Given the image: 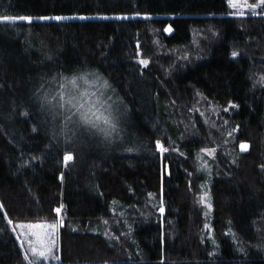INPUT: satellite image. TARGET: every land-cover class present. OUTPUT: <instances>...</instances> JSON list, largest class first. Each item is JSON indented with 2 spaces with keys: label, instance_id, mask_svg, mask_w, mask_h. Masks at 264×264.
<instances>
[{
  "label": "trees",
  "instance_id": "16d2710c",
  "mask_svg": "<svg viewBox=\"0 0 264 264\" xmlns=\"http://www.w3.org/2000/svg\"><path fill=\"white\" fill-rule=\"evenodd\" d=\"M5 15L94 19L0 23V264H25L9 220H63L55 264H264V15L227 0H0ZM192 41L201 51L171 71L167 52ZM198 96L216 108L206 138L224 142L209 229L205 136L177 110Z\"/></svg>",
  "mask_w": 264,
  "mask_h": 264
},
{
  "label": "rangeland",
  "instance_id": "374dc122",
  "mask_svg": "<svg viewBox=\"0 0 264 264\" xmlns=\"http://www.w3.org/2000/svg\"><path fill=\"white\" fill-rule=\"evenodd\" d=\"M258 0H246V3H243V6L240 4L237 5L236 8L230 7L228 4V8L230 13H235L237 11L243 12V15H236V16H244L248 14H253V15H264L263 9L260 10L261 7L263 6H258L254 10H250L248 5L252 4H257ZM261 11L260 13H258ZM255 13V14H254ZM235 15V14H231ZM55 16H63L67 17V19L60 20V21H85V20H91L94 18H90V16H83V15H51L47 17H55ZM39 17L41 16H36L32 17L33 20L32 22H44V21H51V22H60L54 19H49V20H40ZM80 17H86L84 19H81ZM3 23V22H0ZM17 23H26V22H17ZM198 34V31H196V35ZM205 33L201 32L199 36H203L205 38ZM206 41L207 38H205ZM202 44H199L198 41H192L191 44L187 45L186 47L182 48H174L171 51L167 52V58L168 62L171 64V71L174 70L177 66H179L180 62H185L189 61L190 54L194 53L198 50L201 51ZM192 59H196L195 56L192 57ZM74 107H77L76 103H73ZM178 110V115L186 120V126L193 124V128L198 127L199 130L204 134L205 136V131L214 124V115L216 113V108H214L210 103H207L203 101L201 97L198 96L197 99H194V102L186 107L185 110L182 113H179L181 109L177 108ZM51 117V115H49ZM183 126H184V121H183ZM220 144V145H219ZM219 146H222L224 148V142L223 144L220 142L216 146L212 147L208 141V137L206 138L205 136V144L204 146L200 149H197L195 152V157H196V163L197 167L200 170H203L205 172V178L199 183V189L201 190L199 198L202 201L203 205V210H202V215L204 219V229H209L210 228V221H211V207H208L210 204V200L208 199V189H209V179H210V171L212 169V162H216L214 153L217 151V148ZM168 151L170 152H178L181 150H176V144L173 140L168 141V146H166ZM160 152V151H159ZM34 224H44L46 227L45 229H33L28 227V225H34ZM52 224H57L59 225L58 222H50V221H36V222H12L9 224V227L11 228L13 234L15 235V238L17 239L18 244L20 245V251H21V256L24 258L25 252L28 253L29 259H35L32 256L31 249L29 246L28 241H36V237L32 235L33 231L37 233H41L43 235L44 232L49 231L47 228L48 225ZM21 225H24V227H21ZM117 227L119 230H122V225L118 223H113L112 225H109L110 227ZM58 228L60 226H57L55 228V246L52 248L51 253L47 255V257L42 258L39 260V264H55L58 260ZM105 234L108 239H111V235H108V229H105ZM46 243V240H45ZM23 244V247L21 245ZM25 264H28V261L25 260Z\"/></svg>",
  "mask_w": 264,
  "mask_h": 264
},
{
  "label": "snow or ice",
  "instance_id": "6c2138e0",
  "mask_svg": "<svg viewBox=\"0 0 264 264\" xmlns=\"http://www.w3.org/2000/svg\"><path fill=\"white\" fill-rule=\"evenodd\" d=\"M243 3H246V0H227V4L232 8H236L238 4L243 6ZM258 6H264V0H258L257 4L248 5L250 10H254ZM230 14L243 15V12L237 11L235 13H230ZM136 15L139 16L140 13H136ZM80 18L84 19L86 17H80ZM117 18L118 19H128L129 17L119 16ZM147 18H149V17L147 16V14H145V19H147ZM39 19L40 20L54 19V20L60 21V20L67 19V17H63V16H55V17L41 16V17H39ZM32 20H33V18L31 16H6V15L0 16V22H3L5 24H15L17 22H26V23L30 24V23H32ZM164 31L171 32L172 31L171 26L169 25L167 28L164 29ZM137 46L139 47V45H137ZM237 55H238V53L236 51L232 52L233 57H236ZM139 64L146 67L149 64V61L147 59H140ZM69 82L74 85L76 83V78L75 77L72 78ZM24 115H27V113H24ZM81 119L84 121L85 124L90 125L92 128L97 127V125L95 123H93L91 121V119H89L87 114L82 113ZM103 122L105 124L111 125L113 128L115 127L114 125H112V121H111L110 117H104ZM33 131H35V129H33ZM106 134H110V133H106ZM156 147H157L158 151H160L161 153L168 151V149L164 146V144H162L159 140L156 141ZM247 148H248L247 144H245V143L240 144L241 151H245V150H247ZM128 151H131V149H129ZM73 158L74 157L71 153H65L64 158H63V162H64L65 166H68L69 162L72 161ZM262 167H264V166H262ZM61 179H63V176H61ZM2 207H3V205H0V208H2ZM62 207L63 206L57 207L56 209H54V211L57 214H60ZM208 207H211V205H208ZM158 210L161 213L164 212L163 200H161V204H160V207ZM9 223H12V221L9 220ZM62 225H63V220L59 221V225H57V224L48 225L47 228L49 229V231L44 232L43 235H41V233H37V232L33 231L32 235L36 237V241L35 242L28 241V243H29V246L31 249L32 256L35 259H29L28 253L25 252L24 259L28 261V264H39L40 259L47 257V255L49 253H51L52 248L55 246V240H54L55 228L57 226H62ZM21 227H24V225H21ZM28 227L33 228V229H45L46 226L44 224H34V225H28ZM45 240H46V243H45ZM21 247H23V244L21 245Z\"/></svg>",
  "mask_w": 264,
  "mask_h": 264
},
{
  "label": "water",
  "instance_id": "95a60500",
  "mask_svg": "<svg viewBox=\"0 0 264 264\" xmlns=\"http://www.w3.org/2000/svg\"><path fill=\"white\" fill-rule=\"evenodd\" d=\"M63 228V225L62 226H60V229H62Z\"/></svg>",
  "mask_w": 264,
  "mask_h": 264
}]
</instances>
